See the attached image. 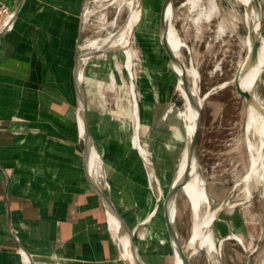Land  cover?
I'll use <instances>...</instances> for the list:
<instances>
[{
  "label": "rangeland",
  "instance_id": "1",
  "mask_svg": "<svg viewBox=\"0 0 264 264\" xmlns=\"http://www.w3.org/2000/svg\"><path fill=\"white\" fill-rule=\"evenodd\" d=\"M191 1L174 0V17L185 43L182 60L186 66L197 70V86L202 96L210 93L205 99L199 171L207 182L208 198L210 200V194L214 208L226 202L220 218L228 220L233 230L242 236L250 253L249 264H264V181L254 179L248 189L242 182L251 165L245 132L247 101L237 94L235 82H230L237 75L238 63L246 53L244 42L248 40L249 28L245 7L238 0H218L220 11L206 13L197 21L198 11L193 9ZM259 1L263 34L264 0ZM88 2L83 12L86 20L81 48L116 32L130 12L127 5L120 11L118 3L112 1ZM207 2L202 0L201 4L207 6ZM162 4L163 0H143L142 17L131 37L134 56L129 65L125 51L113 48V51L94 56L85 66L82 77L92 124L96 128L99 126L105 136H112L113 141L109 142L119 147L116 151L112 146L111 151L108 150L110 165H105L99 153L103 167L98 181L106 192L115 188L114 200L130 226L147 217L160 194L152 168L145 164L133 146L138 122L139 143L157 169L164 195L175 171L183 165L186 149V129L180 116L184 103L159 36ZM222 24L224 31L220 30ZM253 28L251 25V33ZM188 77L194 85L193 79ZM261 78L256 95L264 103V71ZM238 85L241 89L239 82ZM135 106L139 119H136ZM161 125H166L164 131L158 128ZM253 142L259 145L258 138H253ZM175 207L185 248L193 226V203L183 190L177 195ZM136 210L139 212L135 215ZM213 229L217 244L228 236V227L220 220L215 222ZM142 234L146 235L145 239L140 238ZM116 242L118 244L117 239ZM137 243L146 264H174L162 202L157 214L138 229ZM220 249L213 264H245V251L234 239L223 241ZM123 264H127L125 260ZM191 264L209 262L203 253H199Z\"/></svg>",
  "mask_w": 264,
  "mask_h": 264
},
{
  "label": "crops",
  "instance_id": "2",
  "mask_svg": "<svg viewBox=\"0 0 264 264\" xmlns=\"http://www.w3.org/2000/svg\"><path fill=\"white\" fill-rule=\"evenodd\" d=\"M88 1L0 0L18 12L0 36V264H123L86 176L77 122L74 66ZM89 127L110 165L108 150L119 147L90 112ZM115 192L106 193L122 212Z\"/></svg>",
  "mask_w": 264,
  "mask_h": 264
},
{
  "label": "bare ground",
  "instance_id": "3",
  "mask_svg": "<svg viewBox=\"0 0 264 264\" xmlns=\"http://www.w3.org/2000/svg\"><path fill=\"white\" fill-rule=\"evenodd\" d=\"M96 1H100V2L112 1L118 3L119 5L118 9L120 11H122L123 7L127 5L128 9L130 10V17L127 20V23L124 26H121L120 30L118 29L119 33L117 34L116 32L109 33V35L104 39H96L88 43L86 47L82 48V50L93 51L96 49H102L104 47H114L118 49H123L127 55L128 65H129L134 56V53L132 52L130 45L131 44L130 32L132 26L136 23L138 19V14L136 13V6H137L136 0H96ZM217 1L218 0H208L207 6H203L201 4L202 0H192L190 4L192 5L193 9L198 11L197 21L202 19V16H204L206 13H211V12L218 13L220 11V7ZM238 1L245 7V20L247 23V28H249L247 35L248 40L245 39L244 42L246 53L244 57L243 56L241 57L238 63V72H239L238 82L240 83L241 89L246 93L244 98L247 101V104L249 105L247 106L248 123L245 132L247 135V144H248L247 146L251 156L250 157L251 165L248 172L242 179V182L245 183L248 189L249 183L252 180L259 178L260 180L264 181V103L256 95V87L264 71V37L262 38V41L258 45V54L256 56L252 54L253 48L259 41V34L261 31L263 18H262V7L261 5L257 6L254 0H238ZM251 25L252 27L254 25L252 33H251ZM220 30L221 31L223 30V24L220 26ZM167 33H168L167 39L170 41L172 50L176 54L178 53L181 56V51L185 47V43L179 38L178 32L173 28H170ZM186 73L188 76H190L193 79L194 93L196 94V98H198L197 95L200 94V91L197 86V82L199 80V75L197 73V70L194 69V67L192 66L191 67L186 66ZM235 77L230 82H235ZM134 108L136 113V119H138L137 106H135ZM180 116L184 122V126L186 124V128H187V129L185 128L186 136L190 141L194 129V119L192 112L189 111V109L184 108L183 111H180ZM80 126L81 127L79 131L80 134H82L83 124L81 123ZM136 126H137L136 132L134 134V137L132 138L133 146L134 148H137L138 151H140L141 154L146 159H148L147 150L144 147H142L141 144L139 143L138 124ZM253 138H258L259 140L258 146H256L255 143L253 142ZM187 153H189V150H187V152L185 151V154L182 158L183 165L180 168V170L177 172L176 175L177 177L180 176L185 171L186 162H187ZM101 164L102 163H101L100 155L96 150H92L90 165L95 175L96 174L100 175L102 170ZM182 190L191 199L193 203V226L187 245L184 248L185 253L190 258L191 261L194 257H196V255H198L199 253H201L202 250H204L206 251L208 257L214 260L216 255L217 256L220 255V251H221L220 249L221 240L217 244L216 234L213 229L215 222L219 220L218 217H221L220 215L221 212H219L220 208L218 207L214 208L212 202L209 200L207 193V182L201 176L199 170L198 172L196 171V173L192 174L189 183ZM150 213L143 220L146 221ZM108 217H109L108 219L110 222V226L112 228V232L120 245L121 257L124 258L126 261H128L129 264H138L131 247L130 238L127 235H125L122 231V227H121L122 224L119 222L118 219H116L115 216L108 214ZM234 233L236 236H238V238L243 240L242 236H240L237 232L234 231ZM145 236L146 235L142 234L140 238L145 239ZM177 264H180V262L178 261Z\"/></svg>",
  "mask_w": 264,
  "mask_h": 264
},
{
  "label": "water",
  "instance_id": "4",
  "mask_svg": "<svg viewBox=\"0 0 264 264\" xmlns=\"http://www.w3.org/2000/svg\"><path fill=\"white\" fill-rule=\"evenodd\" d=\"M254 1L257 6L261 5L259 0H254ZM136 4H137L136 13L138 14V19L131 28L130 37H132L134 28L138 25V23L141 20L143 8H144L143 0H136ZM17 13L18 12L16 11V16H17ZM129 17H130V12L127 17V20L129 19ZM85 20L86 19L84 15L82 17L83 25H84ZM127 20L122 26H124L127 23ZM170 28H173L174 30L178 32L175 26L174 0H163V4L161 8V15H160V27H159L160 42L168 56L170 67L176 76L177 89L180 93V96L183 99L184 108H187L189 109V111L192 112L193 119H194V129H193V134L191 136L190 141L188 140V137L186 136L185 151L187 152V150H189V153H187V162H186L185 171L178 177L176 176L177 170L175 171L172 177L169 189L165 195L162 191L155 165L152 162H150L148 159H146L139 151L145 164L152 168V176L154 180L156 181L158 190L160 192L159 197L156 200V203L153 207V210L151 211L146 221L142 220V221L134 222L130 226L128 222H126V220L124 219V217L122 216V214L120 213L116 205L114 204L111 196L106 193V191L102 188V186L98 182L96 175L92 171V168L90 165L91 152L92 150H96V147L94 145V142H93V139L90 133L88 99H87L85 90L83 88L82 77H83L85 66L94 56L100 53L111 51L114 47H104L102 49H96L93 51L91 50L83 51L81 48V42H82L81 41L79 44V49H78L75 66H74V90H75L76 101H77V122H78L79 129L81 127L80 126L81 123L83 124V133L80 135L84 143L83 159H84L86 176L91 185V188L102 200L104 207L106 209L107 216L108 214L115 216L116 219H118L119 222L122 224L121 225L122 231L125 235H127L130 238L131 247H132L133 253L136 257V261L138 264H146V261L144 260V258L142 257L140 253V249L137 243V231L140 228V226H143L146 223H148L149 220L152 219L157 214L161 202L163 204V217H164V222H165L168 239H169V243H170V247L172 251L174 264H177L178 261L180 262V264H191L190 258L185 253L184 247L182 245L178 225L176 222L175 203H176L177 195L189 183V180L192 174L196 173V171L198 172L199 170V156H200L199 147H200V139H201L203 123H204L205 97L208 96L210 93L206 94L205 96H202V94L200 93L197 95L198 98H196L193 85L190 83L189 77L186 73V65L183 62L180 54L178 53L176 54L172 50L170 41L167 39V34H168L167 32ZM119 30L116 31V34L119 33L118 32ZM178 35H179V38L181 39L179 32H178ZM262 38H263V34H262V28H261V31L259 34V41L257 42V44L255 45L252 51V54L254 56L258 54V45L262 41ZM238 76H239V72L237 73L235 77V85H236L235 88H236L237 94L242 98V96H245L246 93L242 89H240L238 85ZM131 85L132 87H134V82H132V78H131ZM134 90H135V87H134ZM133 95H134V101L136 105H138V100H137V97L135 96V93H133ZM247 106L249 105L247 104ZM138 127H139V122H138ZM185 128H186V124H185ZM138 132H139V128H138ZM101 162H103L102 159H101ZM209 197H210L211 202L214 205V201L211 198L210 194H209ZM225 203L226 202L221 203V205L219 206L220 208L219 212L222 213ZM136 213H138V211L135 212V215ZM218 219L221 222H224L225 224H227L228 226V236L221 240V244L226 239H234L235 241H237L245 251V256H246L245 264H249L250 253L248 250V246L245 244L244 240L238 238V236L235 235L234 230L228 220L221 219L220 217H218ZM118 248L121 254L119 242H118ZM201 253H203L208 258L209 264H213V260L208 257L206 251L202 250ZM125 262L129 264L128 261L125 260Z\"/></svg>",
  "mask_w": 264,
  "mask_h": 264
},
{
  "label": "built area",
  "instance_id": "5",
  "mask_svg": "<svg viewBox=\"0 0 264 264\" xmlns=\"http://www.w3.org/2000/svg\"><path fill=\"white\" fill-rule=\"evenodd\" d=\"M16 18V11L11 8L6 2H0V36L6 32H10L11 30H13ZM98 177L99 175L96 174L97 180Z\"/></svg>",
  "mask_w": 264,
  "mask_h": 264
},
{
  "label": "flooded vegetation",
  "instance_id": "6",
  "mask_svg": "<svg viewBox=\"0 0 264 264\" xmlns=\"http://www.w3.org/2000/svg\"><path fill=\"white\" fill-rule=\"evenodd\" d=\"M227 225V224H226ZM228 227V226H227Z\"/></svg>",
  "mask_w": 264,
  "mask_h": 264
}]
</instances>
